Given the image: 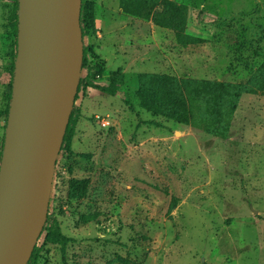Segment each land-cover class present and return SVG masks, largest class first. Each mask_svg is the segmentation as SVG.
I'll return each mask as SVG.
<instances>
[{"label": "rangeland", "instance_id": "1", "mask_svg": "<svg viewBox=\"0 0 264 264\" xmlns=\"http://www.w3.org/2000/svg\"><path fill=\"white\" fill-rule=\"evenodd\" d=\"M14 1L0 0V148ZM86 1L95 33L83 45L103 75L80 77L115 95L78 94L70 146L56 160L48 213L70 239L66 264H264V97L242 94L233 111L226 101L218 112L211 100L190 99L173 114L138 98L156 75L246 84L264 63V0H170L187 8L185 33L205 40L187 47L122 13L119 0ZM71 178L88 180L83 199L67 198ZM45 227L37 264H61Z\"/></svg>", "mask_w": 264, "mask_h": 264}, {"label": "water", "instance_id": "2", "mask_svg": "<svg viewBox=\"0 0 264 264\" xmlns=\"http://www.w3.org/2000/svg\"><path fill=\"white\" fill-rule=\"evenodd\" d=\"M81 0H18L0 161V264H27L45 226L83 61Z\"/></svg>", "mask_w": 264, "mask_h": 264}, {"label": "trees", "instance_id": "3", "mask_svg": "<svg viewBox=\"0 0 264 264\" xmlns=\"http://www.w3.org/2000/svg\"><path fill=\"white\" fill-rule=\"evenodd\" d=\"M119 8L122 13L131 15L136 18L149 20L155 27L170 31L178 44L187 46H196L205 42V40L189 36L185 33L188 11L186 6L178 4L170 0H119ZM94 6L87 3L86 0H81V10L79 17V26L82 32V40L95 33L93 20ZM9 24L14 35V60L10 68L11 84L13 80L14 66L17 53V29H18V0L14 1L9 14ZM87 47L83 45V61L81 70L92 72V75L100 77L103 75L102 69L91 67L88 63ZM139 86L144 85V76L139 79ZM149 87L146 92L138 94L144 106H151L159 112L168 111V114H173L177 108L187 109V100L196 99L203 101L205 104L210 100L214 104L215 111H219L226 101L230 102V108L233 111L236 108V101L242 94L261 95L264 97V63L260 67L256 75L252 76L246 84L236 86H228L224 83H211L207 81H189L184 83L174 77L167 75H156L149 78ZM90 88L101 95L114 96L115 90L106 85H100L91 81L90 76H81L75 100L78 94ZM12 89V88H11ZM189 89L191 92H189ZM11 101V93L9 95V104ZM9 106L4 113L7 122ZM79 118V110L73 107L70 114L69 122L65 131V135L60 148L61 153H66L71 143L74 132V127ZM184 122H187L186 119ZM4 143V142H3ZM3 143L0 148V161L3 150ZM88 186V180H79L71 178L67 184V198L69 200L83 199ZM176 207V199L172 198L169 210ZM53 217L50 213L47 214L45 225H47L50 236L60 245L61 248V264H66L65 248L70 239L65 236L60 227L52 226ZM45 226L42 232L45 230ZM41 232V233H42ZM39 256V248L35 245L30 259L27 264H37Z\"/></svg>", "mask_w": 264, "mask_h": 264}, {"label": "crops", "instance_id": "4", "mask_svg": "<svg viewBox=\"0 0 264 264\" xmlns=\"http://www.w3.org/2000/svg\"><path fill=\"white\" fill-rule=\"evenodd\" d=\"M112 23H115V22L112 21ZM106 35H107L108 38H110V36H111L110 33H108V32H106ZM122 60H123V58H122Z\"/></svg>", "mask_w": 264, "mask_h": 264}, {"label": "built area", "instance_id": "5", "mask_svg": "<svg viewBox=\"0 0 264 264\" xmlns=\"http://www.w3.org/2000/svg\"><path fill=\"white\" fill-rule=\"evenodd\" d=\"M102 124L105 125L104 121H102Z\"/></svg>", "mask_w": 264, "mask_h": 264}]
</instances>
